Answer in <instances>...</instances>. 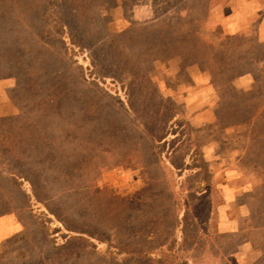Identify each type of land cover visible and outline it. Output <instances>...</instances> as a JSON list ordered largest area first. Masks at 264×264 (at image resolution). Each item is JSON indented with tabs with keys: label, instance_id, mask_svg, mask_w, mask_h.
I'll return each mask as SVG.
<instances>
[{
	"label": "rangeland",
	"instance_id": "374dc122",
	"mask_svg": "<svg viewBox=\"0 0 264 264\" xmlns=\"http://www.w3.org/2000/svg\"><path fill=\"white\" fill-rule=\"evenodd\" d=\"M0 205V264H264V0H0Z\"/></svg>",
	"mask_w": 264,
	"mask_h": 264
},
{
	"label": "trees",
	"instance_id": "16d2710c",
	"mask_svg": "<svg viewBox=\"0 0 264 264\" xmlns=\"http://www.w3.org/2000/svg\"><path fill=\"white\" fill-rule=\"evenodd\" d=\"M133 75V77H135V75L134 74H132ZM129 81V80H128ZM138 83V82H137ZM139 84V83H138ZM140 86H141V84H139ZM138 85V86H139ZM178 154L181 156V154H180V152H178ZM200 162H202V160H200ZM200 164H202V163H200ZM172 165H174L173 163H172ZM196 170H197V168H196ZM1 206V205H0ZM184 213H185V211H184ZM140 223V222H139ZM138 222H137V227H135L134 226V230H133V233H132V235H131V238L133 237V238H135V237H146L147 236V234L146 233H148L147 231H151L150 233H153L154 232V230L156 229V228H158V224H156V222L155 221H153V220H150V221H148V222H146V223H141V224H139ZM130 251H133V253H135V256H137L139 259L140 258H143V259H140V260H145L146 262H153L154 260H153V256H152V252H150V251H147L146 250V248L145 247H141V248H139V249H134V248H132ZM158 255H160V257L162 256L163 258L161 259H159L158 258V260H155L153 263H161V262H163V260H165V259H167L169 256L167 255V254H164V252H162L161 254H158ZM123 259L121 260L122 261V263H132V260H131V258H130V256H129V254L127 253V252H125V254L123 253ZM156 258H157V256H156ZM155 259V258H154ZM180 264H184V263H180Z\"/></svg>",
	"mask_w": 264,
	"mask_h": 264
}]
</instances>
